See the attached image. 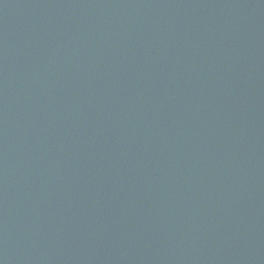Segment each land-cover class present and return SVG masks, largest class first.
<instances>
[{
  "label": "water",
  "instance_id": "1",
  "mask_svg": "<svg viewBox=\"0 0 264 264\" xmlns=\"http://www.w3.org/2000/svg\"><path fill=\"white\" fill-rule=\"evenodd\" d=\"M0 264H264V0H0Z\"/></svg>",
  "mask_w": 264,
  "mask_h": 264
}]
</instances>
